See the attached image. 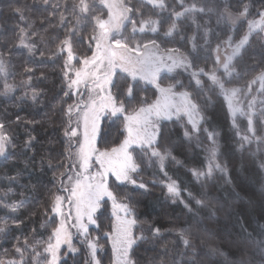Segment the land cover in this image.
<instances>
[{"label": "trees", "instance_id": "1", "mask_svg": "<svg viewBox=\"0 0 264 264\" xmlns=\"http://www.w3.org/2000/svg\"><path fill=\"white\" fill-rule=\"evenodd\" d=\"M74 0H0V55L11 64L12 74L0 78V122L6 125L11 136V146L7 159L0 161V217L13 220L15 226L8 232L14 237L33 240H46L51 235L55 218L51 212L52 197L60 194V173L70 164L66 159L68 138L64 130L68 123L65 113L69 100L63 93L69 91L65 79V53L61 51V41L68 35L69 28L80 30L77 39L83 38L84 26L79 27L76 18L69 15L68 8ZM234 12L242 11L243 5L249 6L248 18L264 9V0H226ZM23 9V19L14 14L12 8ZM61 14L65 20L61 22ZM197 22L202 26L198 38L203 43V26L212 30L211 41L221 42L227 38L230 26L217 25L215 14H199ZM188 21H184L186 24ZM36 30V51L28 58L26 49L21 47L23 32ZM78 30V31H79ZM255 35L247 48V54L241 61L239 70L247 64L245 76L253 77L262 66L257 64L259 53L264 48V38ZM197 38V43L199 44ZM79 48V46L77 47ZM82 54V52H80ZM255 53L256 59H251ZM200 52V56L203 58ZM200 58V57H199ZM251 73V74H248ZM4 76V75H3ZM5 83H11L12 92L5 93ZM120 91L114 92L121 98L123 81H117ZM127 86V83H125ZM138 87V85H135ZM144 89L134 88L133 96L124 100L127 109L140 98L151 101L154 97L150 86ZM32 91L36 93V99ZM151 93V94H150ZM194 95V94H193ZM211 95V93H209ZM202 107L206 99L195 96ZM149 98V99H148ZM122 100V99H121ZM137 103V102H136ZM208 118L205 128L217 133L220 151L219 159L226 167L225 173L214 172L211 179H200L192 174V169L205 170L208 158L204 147L190 142L184 135V128L176 122L161 126V150L171 148L173 156L180 161L177 164L171 158L165 162L164 171L160 170L155 158L150 154L135 150L133 156L140 163V169L134 177L147 185V190L112 184L121 195H129L133 201V211L138 224L134 228L137 236H147L146 241H138L131 250L134 264H188L193 249H185L180 235L181 230L191 232L194 245V258L203 264H225V260L239 264H258L260 253L253 240L264 239V153L257 145L241 139L248 135L246 120L237 126L229 115L228 107L221 96L212 95V101L205 107ZM239 133V134H238ZM122 118L104 120L97 141V149L106 150L118 147L124 139ZM166 173V174H165ZM168 177V179L166 178ZM167 180H175L180 195L172 198L164 186ZM191 193V196L189 195ZM197 199H203L201 205ZM24 201L16 212L4 209L1 203ZM185 203L192 208L190 212ZM108 206L97 218L99 227L94 234L107 239V229H103ZM47 213V214H46ZM12 222V221H11ZM18 224V226H17ZM160 229L155 238L152 230ZM11 235V234H10ZM23 235L24 237H22ZM22 242V241H21ZM223 250L227 257L212 253L209 246ZM0 250L7 248L6 244ZM181 253H186L183 257ZM86 257L84 249L78 256L66 258L61 264H81Z\"/></svg>", "mask_w": 264, "mask_h": 264}, {"label": "snow or ice", "instance_id": "2", "mask_svg": "<svg viewBox=\"0 0 264 264\" xmlns=\"http://www.w3.org/2000/svg\"><path fill=\"white\" fill-rule=\"evenodd\" d=\"M47 4L48 0H44ZM182 10L178 11L175 8L171 10L168 16L163 13L168 11L166 0H141L140 6L126 3L125 0H99L100 8L94 0H78V3H73L69 6V15L76 18V23L80 24L82 20L91 23L95 21V28L99 29L97 34L88 38L87 48L91 51V55L84 54L83 59L79 62L84 66L75 70V78L70 79L68 84L69 91H65L63 95L69 100L72 96L83 95L80 93L79 86L81 84L87 89L89 95L87 100L79 99L73 103H68L65 113L68 117V123L64 130V136L68 138V153L66 159L70 164L64 166L66 171L60 173L62 178L61 187L58 192L67 193V195L56 194L51 202V212L62 217L59 226H54L47 241L33 240L31 243L27 238L20 241L19 237H13L16 240L15 253L19 259H9L7 261L0 259V264H29L25 260V254L30 257L31 264H61V259L69 254L75 255L78 249L72 242L71 233L68 231L67 223L72 220L71 208L75 209L74 226L78 232L84 236L87 249L91 257V264H101L97 258L98 248L102 246L97 243V240L88 235L87 224L97 225L95 214L101 208L102 202L111 201L113 208V216L116 218L113 224V235L110 236L112 241L113 253L116 256V264H134L130 258V252L133 246L138 241H146L147 236H137L133 229L138 224V219L133 211V201L129 195H121L114 187H110L108 183L109 177H114L116 187L119 185L131 184L136 188L147 190L145 183L138 182L132 175L140 169V163L134 158L130 149L139 148L146 155L150 154L151 158H155L158 162L160 170L164 171L165 162L168 159L174 160L177 164L180 163L173 156L171 148L161 150L159 141L161 137L162 120H172L175 116L180 119L182 116H187L188 123L191 125V131L199 133L202 129L200 125L207 122L205 115V107L212 101V95L217 94V91L228 101V109L232 116L233 126H237V117L246 118L248 135L241 136V139L250 143L252 139L260 140L261 137L256 135L255 119L258 118L261 124H264V100L259 101L257 108V98L253 96L247 103L246 109L243 106L241 94L246 98L247 92L239 86H234L233 81L239 78L242 74L248 71L247 64L240 70L237 69L234 60L243 61L247 54L246 46L249 45L250 36L253 32L264 33V11L259 12V20H250L247 24L248 31L245 32L237 42H233L231 36L223 41L230 50L224 57L223 61L220 56L216 57V65L219 68H213L206 72L204 68H198L196 61L200 56V49L211 47L212 30L203 26V45L197 43V37H191V56L189 53L181 52L179 48L169 47L164 49V54H160L161 45L156 39H150L144 43H137L132 46L125 39L123 32L126 26H131L132 36L129 39H135L137 32L144 33H159L164 25H167L163 34L165 37H173L179 34L181 39H184L182 33H179V24L181 21L191 20L196 25L199 31L202 27L196 19V14H215L217 25L227 24L235 25L241 17H246L249 13V6L243 5V11L234 12L226 0H192L191 3H185V0H179ZM146 5H151L152 9H156L153 15L142 12V8ZM103 8H107V19H102ZM14 14L20 15L23 19V9L19 6L12 8ZM139 16L138 20L136 17ZM65 17L61 14V22H64ZM23 32V29H21ZM95 31V29H94ZM77 30L69 28L68 35L60 42L61 51L66 47L68 61L74 60L76 57L73 53V44L80 45L83 43V38L77 39ZM258 38H264L259 37ZM21 44L31 50L34 45L24 44L21 39ZM221 43H217L215 51L219 54ZM179 53V55H173ZM260 59L257 64L261 67L259 75L249 82L248 91L251 90V84L260 82V93L264 94V48L259 53ZM256 59V54L253 53L250 57ZM67 67V65H66ZM177 68H183L185 71L191 69V79L196 85V96L208 95L206 105L204 107L193 96L192 91L185 86L175 81L167 86H161L160 73H172ZM127 73L132 81H144L154 85L160 92V97L153 103L146 106L128 111L125 107L124 100L119 99L116 92L120 91L118 83L113 82V77L116 70ZM221 74L218 75V71ZM0 74L7 76V67L2 55H0ZM207 76L211 82V87L205 88L201 77ZM89 81L91 84H89ZM75 90H73V87ZM5 93L11 90L12 85L5 83ZM177 88L184 90H177ZM94 94V95H93ZM127 97L133 96V86L128 84L126 88ZM33 99H36V93H33ZM75 114V127L72 125V120ZM123 115L124 127L127 132V137L118 147L111 149L99 150L96 148V137L100 132V124L102 118L106 116L117 117ZM83 122V139L76 140L78 151L73 153V138H77L80 128V121ZM6 125L0 122V157L7 159L6 148L11 140V137L5 131ZM207 133V138L211 142L208 148L209 163L206 170L192 169V174L200 179H211L214 172L225 173L226 167L218 161L220 150L217 140V133L210 128H204ZM239 134V133H238ZM185 137L191 139L189 131H185ZM93 162L99 165V168L92 172ZM264 169V164H261ZM75 173L74 175L71 173ZM166 174V173H165ZM66 181V182H65ZM167 193L172 198H177L180 195V189L175 180H170L167 185ZM191 196V193L189 194ZM203 199H197L196 204L201 205ZM67 203L70 207L67 215L62 211V206ZM24 201L5 203L4 208L11 212H16L18 208L23 206ZM185 207L191 212L192 208L185 203ZM122 213V215H121ZM47 214V213H46ZM85 219L87 224H85ZM53 223H55L53 221ZM18 226V224H17ZM99 227V225H97ZM6 227H0V233H5ZM160 233L159 228L152 230L155 238ZM107 235V233H106ZM182 243L185 249H193V255L188 257V264H203L194 258V245L191 243V232L189 230H181L180 232ZM264 236V233H261ZM253 243L260 253L258 264H264V239H254ZM54 241V242H53ZM43 246V251L39 250V246ZM62 245H67L65 252H61ZM212 253H218L221 256L227 257V254L218 247L209 246ZM46 254V255H45ZM7 255V251L5 252ZM182 257L186 253L180 254ZM176 264H180L177 261ZM225 264H233V262L225 260ZM239 264H244L240 261Z\"/></svg>", "mask_w": 264, "mask_h": 264}, {"label": "rangeland", "instance_id": "3", "mask_svg": "<svg viewBox=\"0 0 264 264\" xmlns=\"http://www.w3.org/2000/svg\"><path fill=\"white\" fill-rule=\"evenodd\" d=\"M73 2L78 3V0H74ZM94 2L97 4L98 7H100V8L103 7L102 5L99 4V0H94ZM125 2L129 3L131 5H136L139 7L141 0H125ZM191 2H192V0H185V3H191ZM166 4L168 6V11L163 13L164 16H168L173 8H175L178 11L182 10L181 5L179 3V0H166ZM156 11H158V10L152 9L151 5H146L144 8H142V12H145L149 15H153L154 18H155L154 13ZM261 11H264V9H262ZM106 14H107V8H103V14L101 15V18L107 19ZM199 14L200 13H197L196 16H198ZM247 16L241 17V19L238 20L235 25L230 26V30H229V33L227 34V38H228V36H231L233 39V42H237L240 38H242L243 34L248 31V28H247L248 22L250 20H253V19L259 20V18H260L259 13L255 16V18L249 19ZM136 18L138 20L140 19L139 16H137ZM187 21H188V22H186V24H188L187 26L183 23L184 21H181V23L179 24V33L183 34L184 39H181L179 34H175L173 37H165L163 32H164V30H166L167 25H164V28L159 33H151L149 31H145L144 33L137 32L135 34V39H129L133 34L131 32V26L127 25L126 30L123 32V35H124L125 39L128 40V42L132 46H135L137 43L147 42L150 39H156L157 42L161 45L160 54H164L165 48L175 47V48H179L181 50V52L189 53L191 56V42H190V40H191V37L193 35H195L198 38V34H199L198 32L199 31L197 30L196 25L191 22V20H187ZM84 23H86L87 26H84V29H83L84 33L81 35L83 37V43L80 45H77L75 43L73 44V53H74V56L76 58L72 61H68L66 47L63 50V52L65 53V55H64V63H65L64 75H65L67 87H68V84L70 83L69 77L74 79L75 78V75H74L75 70L84 67L79 62L80 60L83 59V55L84 54L91 55V51L95 50L94 47H93V49L88 50L87 41H88V38L90 36L97 34L99 32V29L95 28V21H92L91 23H89L87 21L82 20L81 23L79 24V27L81 25H83ZM72 29H74V28H72ZM94 29H95V31H94ZM76 30H77L76 38H78V34H80L81 32L79 29H76ZM33 31L35 32L36 30L34 29V30L30 31V34L28 36L27 30L23 29L22 39L24 41V44L34 45V47H32L31 50H29L28 47H25L23 44H20L24 50L26 49V54H27L28 58L32 57L34 52L37 50L35 47V44H34L37 40V35ZM255 35H261L262 37H264V33L253 32V34L250 36V40L253 37H255ZM227 38H225L223 41L227 40ZM250 40H249V42H250ZM198 41H199V45H200L201 42H200L199 38H198ZM223 41L218 42V43H221V49H220L219 54H217V52L214 50L215 46L217 44L216 41H212L210 48H207V49L201 48L200 52H201V54H203L202 55L203 58L201 56H199L200 58L196 61V66L198 68H204L206 72L211 71L213 68H219V66L216 65V63H215L217 55H219L221 60L223 61L224 57L230 51L227 48V45L223 43ZM202 45H203V43H202ZM78 46H79V48H77ZM248 46L249 45L246 46V49L248 48ZM80 52H82V54ZM173 55H179V53H175ZM5 63H6V67H7V76L5 77L2 74H0V78L2 76V77H4V79L6 78V80H7L8 77L11 76V74H12V72H11L12 67H11L10 63L9 64L7 62H5ZM234 63L236 64L237 69L239 70V66L241 64V61H239L237 59V60H234ZM66 65H67V67H66ZM221 71H222V69L220 71H218V75L221 74ZM248 74H251V73H248ZM258 75H259V73L253 74V77L249 78L248 76H245L242 74L239 78H237L233 81L234 86L242 87L247 92L246 98L244 97L243 93L241 94V99L243 100V106L245 107V109H246L247 103L249 102V100H251V98L253 96H255L257 98V108H259V101L264 100V94L260 93V82L258 80L256 81V83L251 84V90L248 91L249 82L252 81L253 79H255V77ZM201 79H202V82H203V85L205 88L211 87V82L208 80L207 76H202ZM117 81H121V82L123 81V83H124L123 84L124 85L123 91L121 92V98H119V99L125 100L126 98H129L126 95V88H127L128 84H132L133 92H134V88H138V89H142V90L144 89L143 87H145V86H150V88H152L151 92H152V94H154V97L151 101H149V102L146 101L147 104L153 103L156 99H158L160 97V92L158 91V89L154 85L148 84V83H146L144 81H140V80L132 81L131 77L127 73L121 72L119 69L116 70V74L113 77V82L116 83ZM175 81L181 82L185 86V88L192 91V93L196 96V85H195V82L191 79V69L188 71H185L183 68H177L172 73H167V72H161L160 73V81L159 82H160L161 86H167L168 84L174 83ZM125 83H127V86ZM89 84H91L90 81H89ZM9 85H11V83H9ZM135 85H138V87H136ZM75 87L76 86L73 87V90H75ZM79 89H80V93H83V95L78 94V95L74 96L75 101H77L79 99L87 100L88 95H89L87 89L84 87L83 84H81L79 86ZM12 90L13 89L11 88V90H9L7 92L10 93V92H12ZM114 90L115 89H113V91ZM177 90H184V89L177 88ZM29 93L33 94L32 91L28 92V94ZM208 95L209 94L202 95L200 100H202L203 98H205L207 100ZM217 95L221 96L224 99V101L228 107V101L222 95H220L218 93V91H217ZM135 101L137 103L134 102L132 104V108L128 109V111H131L132 109L139 108L140 106H146L145 104H142V101H144V99H142V98H140L139 101L135 99ZM228 111H229V109H228ZM229 115L231 116L230 112H229ZM120 117L122 118V124H123V128H124V135L123 136L125 139L127 137V132H126V129L124 127L125 122L123 119V115H118L117 117L106 116V117L102 118L101 124H100V132H101V125H102V122H104V120H109V121L117 120ZM231 119H232V116H231ZM243 119L246 120V118L237 117V123H240ZM254 119H255L256 135L261 137L262 139H260L259 141L252 139V141H253L254 145H257V147L260 149V152L264 153V124H261L259 122L258 118H254ZM172 121L176 122L178 125L183 127L184 132L189 131L192 138L191 139H189L187 137L186 138L190 142L197 144V145L201 146L202 148L204 147L207 158H208V163H209L208 148L210 147L211 142L207 138V133L205 131H203V129L205 128V126H204L205 124L202 123L200 125L202 130L197 134V133H194L191 131V125L188 123L187 116H182L180 119H177L174 116L172 120H162L159 123L162 126V124L172 122ZM72 125L74 127L76 125L75 114H74V117L72 120ZM246 129H247V120H246ZM5 131H6V128H5ZM100 132H99V134H100ZM6 133L10 136V134L7 131H6ZM79 133H80V135L77 138H73V144L75 145V147L73 148V153H75V151H78V145H76V140L79 139L80 141H82V139H83V122H82V119L80 121ZM99 134L96 137V148H97V141H98ZM247 134L249 137H251V133L247 132ZM217 138H218V136H217ZM10 146H11V140L7 145L5 155H7V151L10 148ZM135 150H139V148L134 147L133 149H130L132 154L135 153L134 152ZM101 151H103V150H101ZM3 158L4 157H0V161ZM218 161L221 163V161L219 159V154H218ZM263 164H264V162H263ZM98 168H99V165H96L93 162V166L91 168V171L95 172ZM206 169H207V167L205 168V170ZM71 174L74 175L75 173L73 172ZM132 175L134 176L135 173H133ZM166 178L168 179V177H166ZM169 181L170 180H167V182L164 185L165 187ZM108 183H109L110 187L112 186V184L116 185L115 178L110 176L108 179ZM119 186H129L131 188L137 189L136 187H134L131 184H125V185H119ZM166 190H167V187H166ZM60 194L65 195V196L67 195V193H62V192ZM19 202H17V203H19ZM5 203H7V200H4L1 203L3 208H4ZM107 206H108V209L106 212V219H104L102 221L104 223V225L102 226L103 229L104 228L107 229V235L105 236L107 239L102 240L100 235L96 236L94 234V228H96L98 224L97 225L87 224L86 219L84 222H85V224H87V227H88V235L91 238L96 239L97 243L102 246L101 248H98V252H97V258L101 261V264H116V256L113 253L112 241L110 239V236L113 235L112 229H113V224L115 223V219H116L113 216L112 202L110 200L106 201V203L102 202V206L97 211V213L95 214V217L97 220L98 216L103 212V210ZM70 207L71 206H69L67 203H65L62 206V211H64L65 214L67 215ZM18 209H20V208H18ZM71 215H72L73 219L68 221L67 228H68V231L71 233L72 242H73L74 246L78 249V252L75 255L69 254L67 257L62 258L61 262H63V260H65L66 258L71 259L72 256H78L80 249H84V251L86 252V257L83 258L81 264H91V257H90L89 251L87 249V244L85 243V238H84V236H82L78 232L77 227L74 226V223H75V221H74V216H75L74 207L71 208ZM121 215H122V213H121ZM53 216L55 218V225L54 226H59V222H60L62 217L57 216L55 214H53ZM11 221L9 219H7L6 217L5 218L0 217V227H6V232L0 233V246L2 244H6V247H7V248L0 250V259H3L5 261H7L9 259H17V260L19 259V256H18V254L15 253V248L13 247L16 244V240L13 239L14 234H13V232L12 233L8 232V231H10V229L13 228V226H15L13 220H11ZM133 231H134V229H133ZM18 236H20V235L17 234V236H15V237H18ZM21 236L24 237L23 235H21ZM27 239L31 243L30 237H27ZM23 240L24 239L20 238V241L23 242ZM37 240H39V239H37ZM47 240H48V238L46 240H43V241H47ZM43 246L44 245L39 246V250L41 252L43 251ZM134 246H133V248H134ZM66 248H67V245H62L61 252H65ZM6 251H7V255H5ZM25 260L29 261V264H31L30 257L28 254H25Z\"/></svg>", "mask_w": 264, "mask_h": 264}]
</instances>
